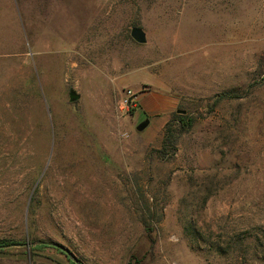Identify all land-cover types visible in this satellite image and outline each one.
Returning <instances> with one entry per match:
<instances>
[{
    "label": "rangeland",
    "instance_id": "rangeland-1",
    "mask_svg": "<svg viewBox=\"0 0 264 264\" xmlns=\"http://www.w3.org/2000/svg\"><path fill=\"white\" fill-rule=\"evenodd\" d=\"M143 91L196 117L163 158L173 111L137 130ZM0 238L83 264H264V0H0ZM33 245L0 264H72Z\"/></svg>",
    "mask_w": 264,
    "mask_h": 264
},
{
    "label": "trees",
    "instance_id": "trees-1",
    "mask_svg": "<svg viewBox=\"0 0 264 264\" xmlns=\"http://www.w3.org/2000/svg\"><path fill=\"white\" fill-rule=\"evenodd\" d=\"M239 97L240 95L236 90L223 91L215 96L212 107H214L216 104H218L222 100L237 99ZM171 115H172L171 119H169L164 125V134L162 138L161 148L156 150L158 156L162 158L166 156L170 150L171 151L174 150L175 144L177 142L179 135L190 130L196 123V117L189 112L183 113V112H179L178 110H175L172 112ZM203 189L205 190L204 192L205 195L203 198V203H204L205 200L211 195L212 192L210 191V187L208 185L203 186ZM33 200H34V196H31L30 202H32ZM144 227L149 228V225L145 223ZM193 228H192V225H187V224L184 225V230L186 231V233L190 234L191 236H194V238L196 239L197 232L194 231ZM11 243H17V242L16 240H13V239L0 238V245H8ZM210 245L213 246V244H210ZM42 246L43 245H40V244H35L31 246L30 247L31 254L34 253V251L38 250ZM215 249L216 251L221 252V249H224V248H221L218 245L215 247ZM60 252L62 251L60 250ZM0 253H8V252L6 248H2L0 249ZM67 259L72 264H75L72 260L68 258V256H67ZM129 264H132V263H129Z\"/></svg>",
    "mask_w": 264,
    "mask_h": 264
},
{
    "label": "crops",
    "instance_id": "crops-1",
    "mask_svg": "<svg viewBox=\"0 0 264 264\" xmlns=\"http://www.w3.org/2000/svg\"><path fill=\"white\" fill-rule=\"evenodd\" d=\"M148 95V97H145ZM143 100V112L145 117L149 119V121L158 115H165L175 110L178 99L175 95L167 93V92H159L157 94H153L151 92L143 91L140 93L137 99L136 107L141 104L140 102Z\"/></svg>",
    "mask_w": 264,
    "mask_h": 264
},
{
    "label": "water",
    "instance_id": "water-1",
    "mask_svg": "<svg viewBox=\"0 0 264 264\" xmlns=\"http://www.w3.org/2000/svg\"><path fill=\"white\" fill-rule=\"evenodd\" d=\"M131 36L133 37V39L136 42L143 43V42L146 41L145 32L141 28H139V27H133L132 28V30H131ZM69 97H70V101H75V100H77L79 98V94L77 92H75V90L71 89L69 91ZM182 112L184 113V111H182ZM148 123H149V119L148 118H145V120H143L142 122H140L136 126V129L139 130V131H141V130H143L148 125ZM36 243L45 244V245H51V246L57 247L62 252H64L68 256V258L70 260H72L75 264H83L66 247H64V246H62V245H60L58 243L51 242V241H47V240H36L35 242L11 243V244H8V245H0V249L5 248V247L22 246V245H24L26 247H29L30 245H33V244H36Z\"/></svg>",
    "mask_w": 264,
    "mask_h": 264
},
{
    "label": "built area",
    "instance_id": "built-area-1",
    "mask_svg": "<svg viewBox=\"0 0 264 264\" xmlns=\"http://www.w3.org/2000/svg\"><path fill=\"white\" fill-rule=\"evenodd\" d=\"M127 93H128L129 95H133L132 92H131V90H128Z\"/></svg>",
    "mask_w": 264,
    "mask_h": 264
}]
</instances>
